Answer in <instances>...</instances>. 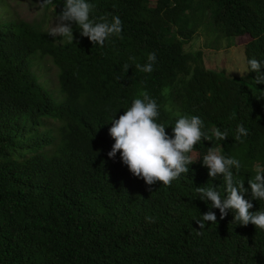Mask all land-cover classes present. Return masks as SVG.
Wrapping results in <instances>:
<instances>
[{
    "label": "trees",
    "instance_id": "obj_1",
    "mask_svg": "<svg viewBox=\"0 0 264 264\" xmlns=\"http://www.w3.org/2000/svg\"><path fill=\"white\" fill-rule=\"evenodd\" d=\"M90 2L92 16L122 21L104 47L75 24L73 43L61 44L37 22L0 17V264H264V230L236 224L231 212L220 219L212 209L217 225L199 229L195 220L211 205L195 187H224L200 159L170 185L146 186L119 152L107 156L112 116L147 91L159 123L174 124L177 112L200 116L209 139L190 155L222 148L241 162L235 179L247 188L264 165V85L254 72L231 77L208 67L203 49L245 37V60H264V0ZM43 4L56 16L62 11V0ZM199 36L204 48L187 51ZM150 52L154 71L139 72L135 63ZM35 58L56 68L61 100L39 81ZM238 124L249 133L241 141ZM214 127L228 137L216 140ZM252 204L250 211L264 210V201Z\"/></svg>",
    "mask_w": 264,
    "mask_h": 264
},
{
    "label": "clouds",
    "instance_id": "obj_2",
    "mask_svg": "<svg viewBox=\"0 0 264 264\" xmlns=\"http://www.w3.org/2000/svg\"><path fill=\"white\" fill-rule=\"evenodd\" d=\"M46 4L54 5V0H45ZM62 11L56 17L47 34L61 44L73 43V27L75 24L79 34L86 37L92 44L104 47L111 37H118L122 32V21L118 15L99 18L92 16L94 4L90 0H62ZM59 37V39H57ZM129 61L135 62L134 57ZM156 63V53L150 52L145 63H135L139 72L152 73ZM130 67L124 65V71ZM255 73V84L264 85V60L246 58L245 70L240 73ZM117 79H119L117 77ZM116 113V112H115ZM115 115V114H114ZM113 115V116H114ZM160 112L158 104L147 91H141L138 98L131 101L117 119L110 120L109 136L114 140L107 156L115 159L119 152L120 162L127 167L136 178L151 186L157 181L163 185H170L181 175L189 172V166L200 159L207 169L208 177L222 178L223 192L213 187L211 181L207 187H195L197 199L210 204L209 210L195 220L199 229H204L206 222L217 225V215L212 209L219 211L220 219L232 213V221L236 224L248 225L251 223L256 229L264 230V210L250 211L253 208L252 200L264 201V165H257L255 175L247 180L248 187H244V180L235 179L239 173L241 162L225 155L222 148H209L202 158L190 155L201 140H208L204 131V121L198 115L174 113V124L167 125L157 122ZM171 126V133L165 129ZM235 140L241 141L246 137L248 129L238 124L235 129ZM212 136L218 141L228 137L227 130L214 127ZM235 170V174H234ZM154 222V218H149ZM200 230L197 234H200Z\"/></svg>",
    "mask_w": 264,
    "mask_h": 264
},
{
    "label": "rangeland",
    "instance_id": "obj_3",
    "mask_svg": "<svg viewBox=\"0 0 264 264\" xmlns=\"http://www.w3.org/2000/svg\"><path fill=\"white\" fill-rule=\"evenodd\" d=\"M0 17L10 20L37 22L44 30L49 31L52 25L56 23L57 16L53 13L52 8H45L43 0H0ZM229 40L232 41L229 47H226V41L224 40L223 46L219 49L210 47L203 49L204 63L214 70H225L226 68L225 73L231 77L242 76L240 73L245 70L244 45L247 39L241 37L232 40L230 37ZM204 41L203 36L196 37L185 46V49L195 51L204 48ZM32 69L52 96L57 100H61L63 96L57 84V70L51 60L48 58H35ZM192 156L196 158L195 154H192Z\"/></svg>",
    "mask_w": 264,
    "mask_h": 264
}]
</instances>
